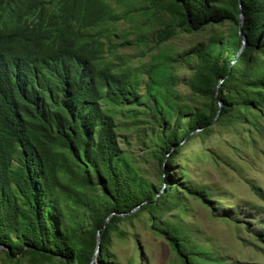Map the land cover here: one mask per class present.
I'll return each instance as SVG.
<instances>
[{
    "label": "trees",
    "instance_id": "1",
    "mask_svg": "<svg viewBox=\"0 0 264 264\" xmlns=\"http://www.w3.org/2000/svg\"><path fill=\"white\" fill-rule=\"evenodd\" d=\"M122 2L119 13L109 0H0L4 262L147 264L140 249L124 263L113 252L138 220L182 264H263L230 256L181 215L198 200L264 254V208L218 207L221 190L177 166L188 144L215 131L264 135V0ZM125 22L131 31L120 30ZM204 31V48L170 46ZM184 66L190 75L181 81ZM123 129L139 132L157 163L155 181L121 148ZM206 157L237 171L216 147L204 146L198 161ZM246 182L264 201V190Z\"/></svg>",
    "mask_w": 264,
    "mask_h": 264
},
{
    "label": "rangeland",
    "instance_id": "2",
    "mask_svg": "<svg viewBox=\"0 0 264 264\" xmlns=\"http://www.w3.org/2000/svg\"><path fill=\"white\" fill-rule=\"evenodd\" d=\"M128 1L131 2L132 6L144 5V0ZM109 2L119 13H123L125 10L122 0H118V2L109 0ZM132 29L133 23L131 22L120 24L121 31H131ZM208 38L209 35L206 31L193 35L181 34L170 43V46L178 52L191 48H204ZM189 70V66L181 68L179 72L181 81L182 77L190 75ZM179 89L185 95L190 93L189 88L182 82L179 83ZM120 136L121 148L128 151L130 156L139 163L138 165L142 170L148 171V179L155 181L157 170L154 165L156 166L157 163L155 160L152 161V158L147 154V151H150L141 143L139 132L135 129H123L120 131ZM206 145L216 147L231 157L239 155L238 158L234 157L237 162V171L218 166L209 157L198 161L202 149ZM232 146L233 148H231ZM185 166L189 167L191 177L195 181L221 190L220 192L223 193L224 197L219 199L220 203L216 206L236 208L238 207L237 203H241L251 210H256L259 207L264 208V201L251 191L246 182L247 178L254 180L264 190V135L260 132L247 133L241 131L238 134L222 135L215 131L206 140L196 139L186 146L177 167L181 169ZM177 175L180 179V173ZM189 208L188 214L181 215V220L185 225H189L196 231L201 230L206 236L212 237L227 250L230 256L236 259L264 264V254L254 245L255 240L247 231L213 217L211 211L198 200H192ZM172 213L174 212L168 215ZM144 224L135 220L133 226L132 224L124 226L131 237L127 242L114 239L113 252L116 257L124 263L135 249H140L141 255L145 258L144 262L147 264H182L168 242ZM238 235L244 237L247 242L239 240ZM4 258V254L0 253V264H7L4 262ZM22 262V264H29L27 261Z\"/></svg>",
    "mask_w": 264,
    "mask_h": 264
},
{
    "label": "water",
    "instance_id": "3",
    "mask_svg": "<svg viewBox=\"0 0 264 264\" xmlns=\"http://www.w3.org/2000/svg\"><path fill=\"white\" fill-rule=\"evenodd\" d=\"M243 22H244V16H243V14H241L240 15V27L243 25ZM241 36V39H242V41H243V48H242V50L245 48V46H246V38L241 34L240 35ZM238 58V57H237ZM219 105H220V107H222V101H219ZM162 192V191H161ZM139 207H137V208H135L130 214H132L133 212H135L137 209H138ZM125 215V214H124ZM100 241H101V239H100V237L98 238V243H99V246H98V249H97V253H100V251H101V246H100ZM0 248H2V247H0ZM96 253V254H97ZM95 260H96V257L94 258Z\"/></svg>",
    "mask_w": 264,
    "mask_h": 264
}]
</instances>
